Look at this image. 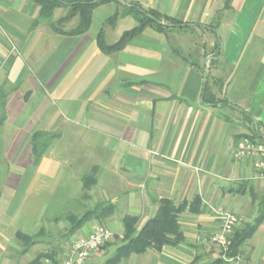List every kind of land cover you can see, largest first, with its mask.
Instances as JSON below:
<instances>
[{
    "label": "crops",
    "instance_id": "0c3cea01",
    "mask_svg": "<svg viewBox=\"0 0 264 264\" xmlns=\"http://www.w3.org/2000/svg\"><path fill=\"white\" fill-rule=\"evenodd\" d=\"M122 1L95 8L90 29L73 36L53 29L78 25L77 15L58 25L67 8L41 18L32 0H0V94L7 95L0 125V253L11 222L25 229L29 219V231H12L33 237L48 209L111 202L106 198L119 192L126 215L138 216L139 225L162 199L176 205L201 199L198 213L180 216L185 243L148 250L139 255L143 264H189L198 250L217 258L210 252L217 210L239 215L242 224L259 215L264 181L234 153L247 127L242 111L264 125V0ZM127 2L190 27L146 29L106 54L97 35L102 29L112 45L129 30L120 26H128L131 15L108 22ZM209 95L228 104L211 106L204 100ZM37 131L55 137L35 164L30 138ZM85 179L94 185L85 187ZM241 182L248 186L235 192ZM115 206L105 223L122 235L125 215L116 216ZM101 224L85 223L71 245ZM86 264H98L97 258ZM232 264H264V222Z\"/></svg>",
    "mask_w": 264,
    "mask_h": 264
},
{
    "label": "trees",
    "instance_id": "16d2710c",
    "mask_svg": "<svg viewBox=\"0 0 264 264\" xmlns=\"http://www.w3.org/2000/svg\"><path fill=\"white\" fill-rule=\"evenodd\" d=\"M40 7L39 17L50 18L58 8H67L68 12L64 17L59 18L58 25L69 21L74 16L79 17L78 25L69 31H64L53 26L55 32L64 35H81L86 33L93 21V11L100 5L107 3H116L117 0H32ZM124 11L121 17L134 15L136 16L137 25L126 30L120 39L109 45L105 41L104 32L101 29L97 35V44L102 52L111 54L124 49L128 43L135 37L142 34L146 29H152L159 33H166L171 29L189 28L190 25L179 21L173 17L162 14L153 9L144 8L139 2L125 3ZM119 17L118 12L108 19L109 24H115ZM38 23V21L36 22ZM220 45V44H219ZM220 54V53H219ZM205 96L208 95V75L206 77ZM6 98L7 95L3 91L0 94V125L6 120ZM211 106L220 104L227 105V100H219L213 95H209L204 99ZM235 108H238L234 106ZM241 110L240 108H238ZM242 111V110H241ZM242 114L250 122L248 133L241 135L238 139L248 137L252 140L264 141V125L257 122L254 124L253 119L246 112ZM54 135L45 131H37L30 138V144L33 151L34 163L38 164L46 153ZM85 187L90 188L94 185L85 179ZM248 186V182H241L235 192ZM232 190V191H233ZM158 208L153 217L148 219L139 227L140 218L133 215H125L122 219L124 232L120 236L121 244L116 247L115 253L108 258L104 264H120L123 260L129 259L132 255H142L148 250L161 252L164 247H177L185 243L186 239L180 224V216L188 210L190 213L196 214L200 211L201 199L197 196L191 203L183 201L176 205L172 200L162 199L157 202ZM116 210L115 204L111 202H99L93 207L86 210L81 216L68 215L67 220L70 222L69 228L66 230V237L70 239L85 223L92 219L99 220L103 223L110 218ZM264 222V196L259 203V215L252 223L243 224L235 229L228 241L227 249H222V255L214 258L209 262L202 261V257L196 256L189 264H232L242 255V249L245 243L250 240L257 232L259 226ZM45 234L43 228L37 235L29 236L21 232L17 233V237L23 242L26 248L33 246L40 241ZM26 252V250L24 251ZM63 249L61 246H55L50 251L39 254L30 264H42L43 260L48 264H61V255Z\"/></svg>",
    "mask_w": 264,
    "mask_h": 264
},
{
    "label": "rangeland",
    "instance_id": "374dc122",
    "mask_svg": "<svg viewBox=\"0 0 264 264\" xmlns=\"http://www.w3.org/2000/svg\"><path fill=\"white\" fill-rule=\"evenodd\" d=\"M128 3V2H127ZM124 11V8L117 9V12L119 14V18L121 17L122 12ZM135 19L128 20V26H120L122 27V31L126 29L133 28L137 25L136 16L131 15ZM125 17V16H123ZM242 123L245 124L246 131L245 134L248 133V128L250 127V122L246 118L240 119ZM111 198H106V200H110L114 204L117 205L118 210L115 213L116 216L123 217L128 212L124 208L125 199L123 198V195L121 192L115 196H109ZM98 199V197H96ZM85 201V200H84ZM101 201V200H100ZM66 202V201H65ZM67 205V208H64L61 206H55L54 208L48 209L46 214H43L42 218V225L45 229V234L40 238V242L38 241L35 246L28 247L23 244V242L14 235V232L12 230H22L23 231H29V219L26 218L28 221L26 225L21 227L22 225H17V227L11 222L10 223V233L8 234V240L5 246V251L3 253H0V264H30L39 254L45 253L47 251H50L55 246H61L63 249V253H66L71 248V242L66 237V230L70 226V222L66 219V215L73 214L75 216H81L87 209L93 207L95 205L93 199L88 200L84 203V208L79 207L76 203L74 204V207H71L70 203H65ZM53 211V212H52ZM63 211V212H61ZM61 212V213H60ZM237 215V214H236ZM239 218H241L239 215H237ZM122 219V218H121ZM242 219V218H241ZM106 220L101 224L102 226L108 228L113 233L112 238L107 241L98 252H96L91 258L96 257L98 264H104L105 261L110 258L114 253L117 246L121 244L120 236L117 235L106 223ZM142 223H140L139 226H141ZM242 222L240 226H242ZM261 235H257L255 237L259 238ZM209 242V241H208ZM210 244V242H209ZM211 250L210 252H214L216 255L221 256L222 255V249L217 247L215 244H211ZM194 249V247H193ZM26 250V253L24 251ZM201 250H198L197 252H193V256L190 257L192 260L199 256L201 253ZM202 255V254H201ZM200 255V256H201ZM207 256V255H206ZM202 257V256H201ZM146 260L145 256H139V255H132L129 259L123 260L120 264H143V261ZM202 261L209 262L213 259H210L209 257L204 258L202 257ZM42 264H48V261L42 262Z\"/></svg>",
    "mask_w": 264,
    "mask_h": 264
},
{
    "label": "built area",
    "instance_id": "2783aa9c",
    "mask_svg": "<svg viewBox=\"0 0 264 264\" xmlns=\"http://www.w3.org/2000/svg\"><path fill=\"white\" fill-rule=\"evenodd\" d=\"M234 156L238 160L251 162L257 177L264 181V141L243 137L237 142ZM220 226L210 236L211 243L227 249L230 236L242 222L236 214L224 209L217 210ZM113 236L110 229L99 226L87 237L77 239L71 245L67 257L61 264H86L87 261Z\"/></svg>",
    "mask_w": 264,
    "mask_h": 264
},
{
    "label": "water",
    "instance_id": "95a60500",
    "mask_svg": "<svg viewBox=\"0 0 264 264\" xmlns=\"http://www.w3.org/2000/svg\"><path fill=\"white\" fill-rule=\"evenodd\" d=\"M117 1H119V2H123L122 0H117Z\"/></svg>",
    "mask_w": 264,
    "mask_h": 264
}]
</instances>
